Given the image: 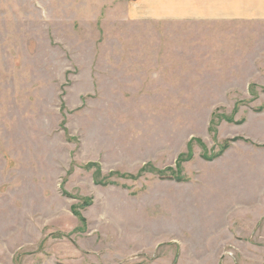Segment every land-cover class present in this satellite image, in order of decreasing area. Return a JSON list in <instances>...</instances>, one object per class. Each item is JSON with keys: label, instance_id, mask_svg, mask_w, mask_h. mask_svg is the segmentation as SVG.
<instances>
[{"label": "rangeland", "instance_id": "rangeland-1", "mask_svg": "<svg viewBox=\"0 0 264 264\" xmlns=\"http://www.w3.org/2000/svg\"><path fill=\"white\" fill-rule=\"evenodd\" d=\"M133 4L0 0V264H264V23Z\"/></svg>", "mask_w": 264, "mask_h": 264}, {"label": "crops", "instance_id": "crops-1", "mask_svg": "<svg viewBox=\"0 0 264 264\" xmlns=\"http://www.w3.org/2000/svg\"><path fill=\"white\" fill-rule=\"evenodd\" d=\"M136 14L147 20L264 23V0H134L128 15Z\"/></svg>", "mask_w": 264, "mask_h": 264}, {"label": "trees", "instance_id": "trees-1", "mask_svg": "<svg viewBox=\"0 0 264 264\" xmlns=\"http://www.w3.org/2000/svg\"><path fill=\"white\" fill-rule=\"evenodd\" d=\"M225 146H226V145H225ZM190 152H191V151H189V147H188L187 157H190ZM217 155H220V154H218V152H217V153H215V154H214L213 156H211V157H215V156H217ZM208 157H209V156H208ZM169 170L171 171V168H169ZM171 172H173V171H171ZM158 173L160 174V173H162V172L159 171ZM173 175H174V174H171V176H173ZM174 176H175V175H174ZM175 177H176V176H175ZM176 179H180V178L177 177ZM85 202H87V201L85 200ZM76 214H77V212H76ZM77 215H78V214H77Z\"/></svg>", "mask_w": 264, "mask_h": 264}]
</instances>
